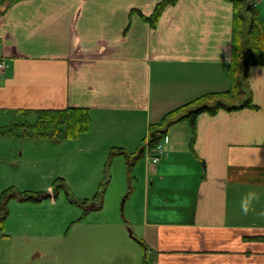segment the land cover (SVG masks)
<instances>
[{
    "label": "crops",
    "instance_id": "crops-1",
    "mask_svg": "<svg viewBox=\"0 0 264 264\" xmlns=\"http://www.w3.org/2000/svg\"><path fill=\"white\" fill-rule=\"evenodd\" d=\"M159 1L5 3L0 112L89 108L85 141L105 154L114 141L129 154L138 193L131 212L153 264H264V65L248 72L256 108L200 114L194 151L189 122L173 123L154 164L145 147L150 124L230 87L234 22L232 0H177L152 27L139 12L152 14ZM258 9L264 21V0ZM103 176L80 178L99 189ZM34 203L44 207V199Z\"/></svg>",
    "mask_w": 264,
    "mask_h": 264
},
{
    "label": "rangeland",
    "instance_id": "rangeland-1",
    "mask_svg": "<svg viewBox=\"0 0 264 264\" xmlns=\"http://www.w3.org/2000/svg\"><path fill=\"white\" fill-rule=\"evenodd\" d=\"M35 119L0 112V186L53 194L57 185L61 187L54 200L44 198V207L17 197L8 201L0 231V264H145V259L153 264L148 244L137 239L131 212L137 209V182L127 157L105 154L106 147L93 146L86 135L35 136L30 126ZM111 146L110 151L119 148L114 141ZM98 175H104L99 189L89 188L80 178ZM92 203L101 207L90 209Z\"/></svg>",
    "mask_w": 264,
    "mask_h": 264
},
{
    "label": "trees",
    "instance_id": "trees-1",
    "mask_svg": "<svg viewBox=\"0 0 264 264\" xmlns=\"http://www.w3.org/2000/svg\"><path fill=\"white\" fill-rule=\"evenodd\" d=\"M17 0H0V10L5 3ZM177 0L159 1L152 14L145 15L139 12L142 18L156 27L163 11ZM234 4L233 22V52L231 62L228 64V77L230 87L220 92H209L200 95L167 112L163 118L150 124L146 136L147 145L154 147L160 144L168 133V128L178 121H188L192 131L190 147L194 151V143L197 131V118L202 113L216 114L221 109L235 110L241 108H256L252 95H248V72L252 65H264V21L261 17L258 5L252 0H232ZM239 76H241L239 78ZM251 93V92H250ZM252 94V93H251ZM225 102L224 100H228ZM233 99V100H232ZM92 125V114L87 107H67L63 109H44L37 111L36 119L30 124L33 135L53 139H79L87 133ZM112 153L128 152L117 148ZM142 153L140 154V156ZM203 163H205L203 161ZM130 167L132 162L129 163ZM61 186L57 185L59 189ZM58 189L54 196H58ZM22 200L40 201L41 192H18L13 186H9L0 193V231H3L5 220L8 216V201L11 198ZM100 192L96 194L98 197ZM83 202L89 203L88 199ZM95 208H99L96 206ZM142 244H144L142 242ZM147 256V255H146ZM145 264H151L145 259Z\"/></svg>",
    "mask_w": 264,
    "mask_h": 264
},
{
    "label": "built area",
    "instance_id": "built-area-1",
    "mask_svg": "<svg viewBox=\"0 0 264 264\" xmlns=\"http://www.w3.org/2000/svg\"><path fill=\"white\" fill-rule=\"evenodd\" d=\"M253 1L256 2L258 0H253ZM0 45H1V41H0ZM8 66H9V62L6 59L0 57V71L5 70ZM148 153L153 158V162H157L164 153V147L163 145H161V143L154 147H148Z\"/></svg>",
    "mask_w": 264,
    "mask_h": 264
},
{
    "label": "water",
    "instance_id": "water-1",
    "mask_svg": "<svg viewBox=\"0 0 264 264\" xmlns=\"http://www.w3.org/2000/svg\"><path fill=\"white\" fill-rule=\"evenodd\" d=\"M51 195H52V194H51L50 192L43 193V194H41V195L39 196V199L48 198V197H50ZM17 196H18V197H21L20 194H18ZM95 206H101V203H100V204H99V203H92V204L90 205L91 208H93V207H95Z\"/></svg>",
    "mask_w": 264,
    "mask_h": 264
},
{
    "label": "clouds",
    "instance_id": "clouds-1",
    "mask_svg": "<svg viewBox=\"0 0 264 264\" xmlns=\"http://www.w3.org/2000/svg\"><path fill=\"white\" fill-rule=\"evenodd\" d=\"M253 196H255V193H250L248 199L250 200ZM244 211H245V212L248 211V201H246L245 204H244Z\"/></svg>",
    "mask_w": 264,
    "mask_h": 264
}]
</instances>
